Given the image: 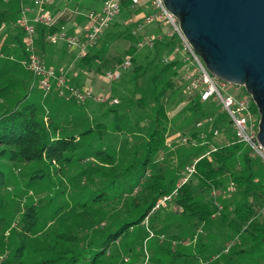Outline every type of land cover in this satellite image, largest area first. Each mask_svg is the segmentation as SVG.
Segmentation results:
<instances>
[{
  "label": "trees",
  "instance_id": "trees-1",
  "mask_svg": "<svg viewBox=\"0 0 264 264\" xmlns=\"http://www.w3.org/2000/svg\"><path fill=\"white\" fill-rule=\"evenodd\" d=\"M2 2L0 27L7 23L15 33L11 36L12 47L1 45L0 48V96L9 100L0 113V264H135L140 253L135 256L132 251L147 236L140 238L133 231L137 226L150 229L143 225L145 217L160 196L176 188L180 178L179 172H164L157 163V154L166 148L165 134L170 125L163 99L173 89L181 90L173 80L176 62H161L150 77L158 90L154 89L152 94L154 110L140 150L125 143L121 154L115 153L103 146L107 127L99 114L95 113L97 120L92 119L94 125L86 126L85 119L79 117L71 118L68 125L61 121L57 105L51 114L34 100H27V84L8 69L10 56H24V33L17 24L20 0H10L5 7ZM121 7L131 10L129 0H121ZM42 31L40 28V36ZM131 31L126 28L123 33L130 42L125 51L110 52L106 48L108 43L104 42L79 60L81 66L103 73L127 56L136 60L133 55L141 36ZM170 48L171 42L157 41L149 50L156 58L160 49L165 53ZM141 64H135L133 72H140ZM127 72L121 76L126 77ZM119 94L116 93L123 97L122 92ZM145 97L138 100L139 107L144 106ZM119 103L120 100L114 105ZM200 103L193 97L187 107L192 110L195 122L207 114L200 110ZM195 122L190 132L193 136L198 132ZM226 125L223 128L230 130ZM121 126L117 125L116 131ZM214 126L208 130L209 135ZM190 148L194 150H189L183 158L188 163L205 149ZM139 168L144 180L139 185L130 184L129 191L126 190L124 177ZM225 175L236 186L240 201L230 217L224 206L218 217L234 233L245 232L252 249L264 247V219L257 215L264 208V163L252 157L243 143L231 138L218 145L210 158H200L192 177L209 192L221 187V177ZM192 177L177 186L171 200L180 208L178 214L192 219L197 227L217 215L213 202L198 197L199 188L193 184ZM132 190L134 194L130 195ZM23 197L24 203L19 202ZM20 203L24 208L17 213ZM112 203L120 206L113 209ZM165 235L162 240L158 237L157 250L170 253L172 245L164 241ZM136 236L140 242L134 246L130 240ZM171 238L179 239L175 235ZM174 253L178 254V250ZM155 264H160L159 257Z\"/></svg>",
  "mask_w": 264,
  "mask_h": 264
},
{
  "label": "rangeland",
  "instance_id": "rangeland-1",
  "mask_svg": "<svg viewBox=\"0 0 264 264\" xmlns=\"http://www.w3.org/2000/svg\"><path fill=\"white\" fill-rule=\"evenodd\" d=\"M72 1L75 2L77 0ZM85 1L87 2L85 7L93 8L94 10H100L103 2V0ZM66 2L68 4L69 0ZM6 4L7 2H2L3 7H5ZM121 9L122 10L114 23L106 28L105 33L107 32V34L106 36L104 35L102 39L103 41H99L96 48H99L105 42L108 43L106 47L108 51L121 53L130 45L129 40L124 38L123 33L126 28L133 29L136 26L132 17L137 12L133 13L125 7ZM152 25L142 27V29L139 30V33H148L149 30H152ZM5 29L8 31L5 32ZM10 31L11 27H8L7 23L0 27V48L1 45L4 47L8 45L12 47ZM35 49L40 50L37 43ZM9 50H11V48ZM162 54H164V50L160 49L159 56L155 58L149 48L137 49L135 55H133L136 60H132V65L126 70L128 71V74L125 75L126 77H122L125 74V71L122 73L119 80H116L111 84L112 89H110V92L120 100L118 106H111L108 103L91 100H87L84 104H78L73 100H65L60 97L53 99L56 97L54 92L47 96H43L37 83L32 80L30 72L20 62V54L13 55L12 59L8 58V69L11 68L17 79L23 80V82L27 84V94H29L27 97L28 101L34 100L41 107L49 110L51 114L52 110L57 105L56 111L59 115L61 114V121L68 125L71 122L70 119L73 118L75 120L76 117L84 118L85 123H87L86 126L94 125V121L97 120L95 113L99 114L102 117L101 121L105 122L107 127V132L103 137V146H106L108 150H113L115 153L121 154L120 150L125 143L128 146H135L136 149L140 150L139 146L142 145V141L146 136L149 127L148 122H150L154 110L152 94L153 91L156 89L158 90V86L150 80V77L151 75L153 76L154 71L157 70L156 67L161 64ZM137 63H142V69L140 72L135 73L133 72V68ZM174 78L175 76L173 77V80ZM108 85L109 83L106 81L103 87H108ZM180 89V92L173 89L166 97H164L163 101L165 103L166 114L170 120V129L174 127L175 131H177L176 133L179 132L190 135V132L194 129L193 123L196 118L191 114L192 110H188L187 107L195 95L182 88ZM106 90L107 88L101 91H92L97 94H102ZM23 92L24 90L20 91V94ZM120 92L123 93V97L119 96ZM116 93L119 95H116ZM142 96H146L144 101L145 104L143 107H139L138 100L140 101V97ZM17 97L19 98V95ZM8 104V98L6 96H0V113L5 110ZM50 105L51 107H49ZM108 108L111 109L108 110ZM200 110L205 113L218 114L219 119H221L218 120V122L222 123L223 127L226 124L229 125L226 114L219 113L218 107L215 106V103H200ZM251 110L258 114L254 102H252ZM105 111L107 112L105 113ZM92 119H94V121H92ZM119 124L123 126L120 127V131H116V126ZM233 137V131H231V129H223L222 133L216 137H211L210 139H212L217 145H222L229 142ZM133 143L135 144L132 145ZM189 150L193 151L194 149L187 145L177 146L173 150L166 147L157 154V163L161 166V170L164 172L166 171L169 173L174 170L180 173L182 170H185L188 165V162L184 161L183 158L186 157ZM181 159L183 161H181ZM134 171V173L124 177V182L126 184L125 188L128 191L130 184L139 185L144 180V178H141L142 176H140L142 169L139 168ZM221 179L223 183L221 187L210 190L209 192H207L205 188L199 187L195 177H192V182L196 188H199L197 195L200 194L198 196L200 199L206 201L210 200L211 202L218 201L222 207H225L226 211L229 213L228 216L230 217L232 215V209L240 201V195L234 184L233 189L230 188L231 181L228 175L222 176ZM136 190L137 187L134 188V191ZM134 191L132 190L129 194L133 195ZM24 199L25 197L19 202L24 203ZM18 206L19 210H17V213L24 208V205L21 203ZM112 206L114 209V207H119L120 205L112 203ZM213 208L216 210L214 206ZM179 211L180 208L171 200L164 206V208L157 210L155 213H150L147 218V225L151 230L153 229L156 234L154 233V237L147 238L145 241L142 240L140 242L139 237L145 238L148 236V231L145 230L147 228H143L146 226H137L135 228L133 235H138L139 237H131L130 240L134 243V246L140 242L132 251L135 256L138 255V252L140 253L138 256L139 260H137L135 264H142L146 257H149V263L145 264H155L156 257L160 258V264H264V247H257L255 250L252 249L249 246L251 242L247 239L246 233H234L226 222L220 220L218 217L219 215L196 227L192 219L181 217V215L178 214ZM257 215L259 218L264 219V208L260 209ZM143 225H146L145 222H143ZM160 229L165 230L160 231ZM161 233L164 235L166 234L164 241L171 243L172 252L169 253L157 250L159 247L158 236ZM195 234H197V237L194 239ZM173 235L176 237L178 236L179 239L173 240L171 238ZM174 250H178V254H175Z\"/></svg>",
  "mask_w": 264,
  "mask_h": 264
},
{
  "label": "built area",
  "instance_id": "built-area-1",
  "mask_svg": "<svg viewBox=\"0 0 264 264\" xmlns=\"http://www.w3.org/2000/svg\"><path fill=\"white\" fill-rule=\"evenodd\" d=\"M129 2L131 11L133 13L137 12L132 17L136 26L131 31L132 34L141 36L136 43L137 49L151 48L157 41L171 42L170 50L163 54L161 61L164 63L176 62L175 87L182 88L195 95L201 103H215L218 112L226 114L235 141L243 143L250 150L252 157L264 163V148L256 136L259 114L251 110L253 100L245 88L242 85L220 79L207 69L202 58L194 51L193 46L181 30L177 17L166 8L163 0H129ZM46 3L47 0H34V6L29 7L21 2L20 16L17 21V24L25 33L23 39L24 56L20 59V62L30 72L33 81L41 89L42 95L47 96L54 92L57 96L65 100H73L78 104H84L87 100L108 103L109 105L117 104L119 99L110 92V89H112L111 84L119 80L122 73L130 68L132 65L131 56H127L113 69L104 71V78L109 85L106 87L105 92L97 94L89 87L73 85L70 82L67 70L56 71L54 67L47 65L37 55L35 50V25L41 24L45 27L43 39L46 43L56 44L62 41L69 53L74 54L75 58H82L91 47L97 45L103 38L106 28L114 23L122 10L121 0H103L100 10L90 9L85 12L86 22L84 26L76 28L73 33L67 31L65 24L57 25V20L49 13ZM66 9L67 7H64L63 11ZM31 13H33L32 16ZM146 25H152V31L140 34L139 30ZM10 58L13 57L10 56ZM217 116L216 113L202 115L195 122L198 131L195 136L176 133L177 131L171 130L168 126L169 128L165 134V146L169 149L173 150L180 145L202 146L205 148L199 156L194 157L188 163L185 170L180 172V178L176 184L178 187L188 181L194 174L195 163L200 158H210L211 152L217 149L218 145L210 139L218 136L224 129L223 124L218 122L219 116ZM214 124L216 126L209 135L208 130H211ZM177 186L171 193L160 196L148 215L155 213L171 201L172 196L176 194ZM230 186L233 189L232 182H230ZM213 203L216 208L214 215H217L223 207L218 201ZM148 215L144 220L146 225ZM148 232L149 234L144 241L155 236L150 229H148ZM158 237L163 239L164 235L160 234ZM196 237L197 234L194 235V239ZM147 258L142 264L147 263Z\"/></svg>",
  "mask_w": 264,
  "mask_h": 264
},
{
  "label": "water",
  "instance_id": "water-1",
  "mask_svg": "<svg viewBox=\"0 0 264 264\" xmlns=\"http://www.w3.org/2000/svg\"><path fill=\"white\" fill-rule=\"evenodd\" d=\"M218 78L242 85L259 114L264 148V0H163Z\"/></svg>",
  "mask_w": 264,
  "mask_h": 264
},
{
  "label": "crops",
  "instance_id": "crops-1",
  "mask_svg": "<svg viewBox=\"0 0 264 264\" xmlns=\"http://www.w3.org/2000/svg\"><path fill=\"white\" fill-rule=\"evenodd\" d=\"M8 1L10 0L5 1V3ZM66 1L67 0H47L46 7L49 13L54 18H56L57 22L60 20L61 24L66 25L67 31L69 33H73L76 28H81L84 26L86 22V17L84 16V13L93 8H86L85 4L87 2L85 0H77L75 2L69 1L71 3L70 5V3L68 2L69 6ZM21 2L22 4L27 5L29 7L34 6V0H20V3ZM64 7H67L65 11H63ZM19 9H20V6H19ZM30 15L32 16L33 13H31ZM19 16H20V12L18 13L17 19L19 18ZM40 28L43 29L42 36H40L39 34ZM7 31L8 30H6L5 32ZM43 32H45V27L41 24H36L35 25V45L37 43L40 50L39 49L38 50L35 49V50H36L37 55L41 59H43L47 65L54 67L56 71H66L67 70L70 82L77 87H89L94 91H101L103 89H106V87L105 88L103 87V85L106 82L104 75H103L104 72L96 73V72H93L90 68H87L86 66H81L79 62L81 58H75L74 54L69 53L65 47V44L62 41H59L56 44L46 43L43 39ZM14 33L15 32H12V29H11L10 36H12ZM96 46L97 45H95L94 47H91L88 52L92 53L95 49H97ZM54 95L56 97H54L53 99H56L57 97H59L55 93Z\"/></svg>",
  "mask_w": 264,
  "mask_h": 264
}]
</instances>
